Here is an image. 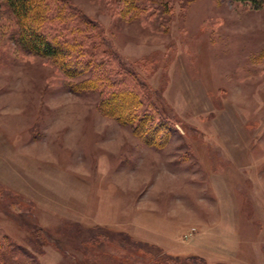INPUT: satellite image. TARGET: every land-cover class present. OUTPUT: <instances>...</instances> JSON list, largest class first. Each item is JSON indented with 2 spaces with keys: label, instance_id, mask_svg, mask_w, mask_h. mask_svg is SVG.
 Wrapping results in <instances>:
<instances>
[{
  "label": "rangeland",
  "instance_id": "obj_1",
  "mask_svg": "<svg viewBox=\"0 0 264 264\" xmlns=\"http://www.w3.org/2000/svg\"><path fill=\"white\" fill-rule=\"evenodd\" d=\"M64 1L89 22L73 77L0 0V257L264 264V5Z\"/></svg>",
  "mask_w": 264,
  "mask_h": 264
},
{
  "label": "trees",
  "instance_id": "obj_2",
  "mask_svg": "<svg viewBox=\"0 0 264 264\" xmlns=\"http://www.w3.org/2000/svg\"><path fill=\"white\" fill-rule=\"evenodd\" d=\"M235 1L250 3L257 7L264 5V0ZM54 2L61 6H53ZM62 2L65 1L2 0V3L8 7L18 24V29L14 33V41L17 47L26 53L31 52L60 61L62 70L73 77L84 74V70L88 68L90 63L92 64V58L87 56V48L85 47L89 35L86 34L87 29L83 26L89 22L83 13H77L69 4H61ZM126 3L129 5L131 0H126ZM93 83L97 85L96 81ZM86 87H88V84ZM102 91L104 90H100L101 93ZM106 93L109 98L105 101L117 97L113 92ZM136 94L134 91L121 94L122 98H127L128 100L125 105L121 103V108L128 110L134 106L136 107L139 102ZM115 115L119 118L122 112H117ZM139 115L140 123L138 122L139 125L136 124V126L138 129L143 127L141 129L146 134L151 129L146 128L145 116L140 113ZM149 124H152V122ZM154 127H157L156 132L160 131L162 134H167V127L164 121L157 123ZM198 260L202 261L201 259ZM0 264H7L5 257H0Z\"/></svg>",
  "mask_w": 264,
  "mask_h": 264
}]
</instances>
